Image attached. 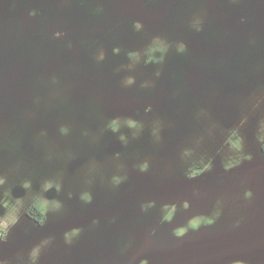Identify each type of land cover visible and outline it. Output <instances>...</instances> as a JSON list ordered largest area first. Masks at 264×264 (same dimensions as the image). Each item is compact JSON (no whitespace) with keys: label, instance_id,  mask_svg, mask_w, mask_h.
<instances>
[{"label":"rangeland","instance_id":"obj_1","mask_svg":"<svg viewBox=\"0 0 264 264\" xmlns=\"http://www.w3.org/2000/svg\"><path fill=\"white\" fill-rule=\"evenodd\" d=\"M128 1L0 0V264H264V0ZM123 95L154 116L114 132Z\"/></svg>","mask_w":264,"mask_h":264},{"label":"clouds","instance_id":"obj_2","mask_svg":"<svg viewBox=\"0 0 264 264\" xmlns=\"http://www.w3.org/2000/svg\"><path fill=\"white\" fill-rule=\"evenodd\" d=\"M30 15H35V12L33 11L32 13H30ZM139 26L140 25L137 24V27H139ZM57 35H60V34L57 33ZM185 48H186V45L181 44L179 46V51L182 52V51L185 50ZM153 50H155V49H153ZM160 50L161 51H166V48L163 47V46H161ZM114 51H116L118 53L119 52V49H115ZM129 55L132 58H136V56H137V54H135V53H129ZM101 59H103V56H101ZM153 59H154V57L150 56L148 62H152ZM160 59L162 60L163 57H161ZM156 62L159 63L160 61H156ZM127 83L128 84H131V83H133V80L132 79H129L127 81ZM129 124L133 128L137 127V125H136V123L134 121L129 120ZM110 127L112 128V130L114 132L119 131L118 122L116 120L112 121V123L110 124ZM262 130H264V129H262ZM233 135L235 136L236 134L233 133ZM121 139H124V138L121 137ZM260 139L262 141H264V136H261ZM231 142H232L234 148L242 150V138L237 137L234 141H231ZM244 158H245L244 156H241L239 159H235V160H231L230 159L229 161H227L225 163V168L226 169L233 168L235 165H237V164L240 163V160L241 159H244ZM246 158L247 159H251V156H248ZM200 163L203 165V167H200V168L193 167L190 170V173H189L190 178H195V177H197L199 175H202L205 171L210 170L211 167H212L211 161H209L207 164H205L204 161H203V159H202L200 161ZM142 170H144V171L147 170V165L146 164L144 165V167L142 168ZM117 182H119V181H117ZM3 183H5L4 179L3 178H0V185H2ZM51 187H52V185L49 184L48 185V188H51ZM57 190L59 191V186H57ZM247 195L248 196H251V192H249ZM82 199H85V200H87L90 203L92 197L90 196V194H85L84 196H82ZM4 206L5 207H8L7 202H5V205ZM37 206L41 208L42 214H46L47 202H45V204L43 206H40V205H37ZM60 206L61 205L57 202L56 203V207L59 208ZM151 206H153V205L146 204V205H144V208H145V210H147V208L148 207H151ZM188 206L189 205L187 203H185L184 207L187 208ZM165 207L168 208V206H165ZM175 211H176V206L175 205H172L171 208H170V210H168L167 215L164 217V220L170 222L173 219V214L175 213ZM215 216H219V212H217L215 214ZM16 222H17V220L15 218L12 219V220H10V221L9 220H4V219H0V240H5L7 238V236H8V229H9L10 224L14 225ZM97 222L98 221H94L93 223H97ZM214 222H215V219L214 218L209 219V218H205V217H197V218H194V219H192L190 221V226L192 228H198L201 225V223L212 224ZM40 223H41V225H43L44 220L41 219L40 220ZM186 231H187L186 228H183V227L178 228V229L175 230V235H177V236H183ZM79 232H80V229H74L71 233H68L67 234V241L69 243H71V240H72L73 236L78 235ZM38 253H39V248L35 249L34 252L32 253V259H33V261L36 260ZM141 264H148V261L147 260H144V261L141 262ZM237 264H242V262H237Z\"/></svg>","mask_w":264,"mask_h":264},{"label":"flooded vegetation","instance_id":"obj_3","mask_svg":"<svg viewBox=\"0 0 264 264\" xmlns=\"http://www.w3.org/2000/svg\"><path fill=\"white\" fill-rule=\"evenodd\" d=\"M128 5L131 8V10L133 8L139 9L141 3H140V0H129ZM209 8L214 9L215 5L212 3V4H210ZM127 13H128L129 23H132L134 20L141 22V18H139L137 14H133V13L129 14V12H127ZM139 27H137V25L132 26L131 24H130V27H128L124 23V20H122V23L117 26V28L122 29L124 31L130 32V29H131V32H135V33L138 32V34L141 35L142 30ZM144 27L148 28V26H144ZM124 31L120 32V33L127 34ZM128 35H131V34H128ZM55 37L57 39H61L63 37V35L55 34ZM200 45H201V41L199 39H197V41L195 42V46L199 47ZM73 69L76 70V68H74V67H73ZM50 71L52 72V76L57 75L59 77L60 74L58 73L57 70H55V71L50 70ZM109 106L110 107H108L107 110H105L101 113V116L103 117V120L105 123H108L109 122L108 120L112 121L114 118H117V120L120 121L123 125L127 124V123H129V120L132 121L137 117L136 112L138 109H140V107L142 110H144L145 114L152 116V117L154 116L153 109L150 105H148V104L139 105L137 103V100L132 98L130 95L129 96H126V95L114 96L111 99V101L109 102ZM0 115H1V112H0ZM1 121H4V117L2 118ZM121 147L122 146H121V143L119 142V140L112 139L110 141V149L109 150L111 152H113V153L119 152L121 150ZM25 214L30 220L32 219L34 221H38L39 223H40L41 219H43V220L46 219V216H44L45 214L43 215L41 210L36 205H31L26 210Z\"/></svg>","mask_w":264,"mask_h":264}]
</instances>
